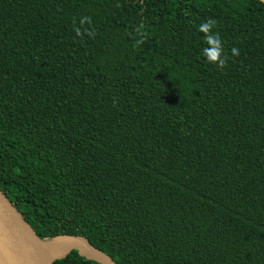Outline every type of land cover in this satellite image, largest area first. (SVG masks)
<instances>
[{"label":"trees","instance_id":"1","mask_svg":"<svg viewBox=\"0 0 264 264\" xmlns=\"http://www.w3.org/2000/svg\"><path fill=\"white\" fill-rule=\"evenodd\" d=\"M0 188L117 264H264V4L0 0Z\"/></svg>","mask_w":264,"mask_h":264},{"label":"water","instance_id":"2","mask_svg":"<svg viewBox=\"0 0 264 264\" xmlns=\"http://www.w3.org/2000/svg\"><path fill=\"white\" fill-rule=\"evenodd\" d=\"M73 250L100 264H117L84 236L42 240L0 188V264H54Z\"/></svg>","mask_w":264,"mask_h":264},{"label":"clouds","instance_id":"3","mask_svg":"<svg viewBox=\"0 0 264 264\" xmlns=\"http://www.w3.org/2000/svg\"><path fill=\"white\" fill-rule=\"evenodd\" d=\"M209 27H210V22L209 23H203L199 26V30L200 31H207L209 29ZM76 31H77V35H79V30L77 29ZM206 40L209 43H213L214 48L212 50H209L208 48H204L202 50L205 60L208 62L215 63L217 68L223 67L225 61H224L223 57L220 55L219 38L214 37V36H207ZM232 53L234 55L237 54V49L233 48Z\"/></svg>","mask_w":264,"mask_h":264}]
</instances>
